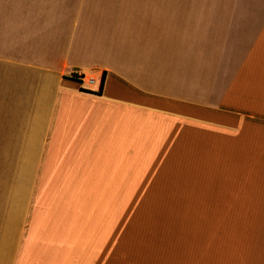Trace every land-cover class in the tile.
Segmentation results:
<instances>
[{"label": "crops", "instance_id": "1", "mask_svg": "<svg viewBox=\"0 0 264 264\" xmlns=\"http://www.w3.org/2000/svg\"><path fill=\"white\" fill-rule=\"evenodd\" d=\"M198 127L264 167V0H0V264H264L262 226L203 259L124 211Z\"/></svg>", "mask_w": 264, "mask_h": 264}, {"label": "rangeland", "instance_id": "2", "mask_svg": "<svg viewBox=\"0 0 264 264\" xmlns=\"http://www.w3.org/2000/svg\"><path fill=\"white\" fill-rule=\"evenodd\" d=\"M199 131L200 138L195 134ZM223 134L189 128L187 160L177 155L171 156L165 167H134V187L124 186L123 192L125 201L132 202L124 204V211L142 218L139 236L159 235L165 230L164 235L169 231L171 239L181 235L189 250H196L203 259L216 254L218 245L259 243V230L264 227L260 219L264 216V167L229 164L226 150L221 151L226 147ZM165 141L154 139L149 148ZM179 144L166 141V148L172 147L166 151L172 152Z\"/></svg>", "mask_w": 264, "mask_h": 264}, {"label": "built area", "instance_id": "3", "mask_svg": "<svg viewBox=\"0 0 264 264\" xmlns=\"http://www.w3.org/2000/svg\"><path fill=\"white\" fill-rule=\"evenodd\" d=\"M78 80L82 83L83 89L86 91H95L99 92L102 89L103 85V79H97L94 76L90 75H78L77 76Z\"/></svg>", "mask_w": 264, "mask_h": 264}]
</instances>
